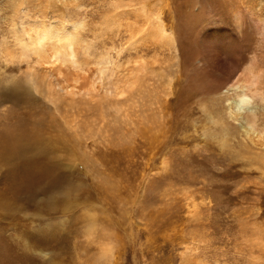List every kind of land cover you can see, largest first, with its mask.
<instances>
[{"label": "rangeland", "instance_id": "1", "mask_svg": "<svg viewBox=\"0 0 264 264\" xmlns=\"http://www.w3.org/2000/svg\"><path fill=\"white\" fill-rule=\"evenodd\" d=\"M155 10L174 46L137 41ZM47 27L75 33L81 62L109 57L110 80L67 94L48 64L8 60ZM206 31L227 45L215 70ZM253 53L264 63V0H0V136L38 133L0 157V264H264V145L223 92ZM133 68L139 88L115 93Z\"/></svg>", "mask_w": 264, "mask_h": 264}, {"label": "bare ground", "instance_id": "2", "mask_svg": "<svg viewBox=\"0 0 264 264\" xmlns=\"http://www.w3.org/2000/svg\"><path fill=\"white\" fill-rule=\"evenodd\" d=\"M140 4H143V3H140ZM144 4H145V2H144ZM18 7H20V6H18ZM141 7L144 9L143 11L146 10V6H141ZM155 11H157V10H155ZM158 12H159V10L157 11V15L154 17L147 16V15L143 16V21H141V22H144L145 25L141 30H139L138 36H136L137 41L140 43V41L143 40L145 36H148V37L152 36V37H155L154 40H156V39L164 40V38L168 39L171 42V44L174 46V40L172 38L173 36L169 35L170 32L169 33L167 32V28H166V25L163 21V17ZM74 27H76V25ZM25 31H27V30H25ZM134 31H135V29H134ZM207 31L204 32V34L202 35V38H201V41H202V43H201V50H202L201 61L204 64L203 66H206V67L209 66V68H210V66H213V69H214V66H215L218 58H220V56L224 52H226L224 48L227 45L224 47V42L220 41V38H222V36L224 37V35L221 36V34L220 35L211 34V32H207ZM34 33H35L34 35L30 34L29 40L27 42L20 40V45L16 49L17 51H14L16 53L8 52V48H6L7 49L6 52L8 53L7 55L9 57L8 60L14 61V60H20L21 58H24V60H25V58L29 59V58L34 57L35 60L37 59L41 63V65L48 64L49 66L44 67V69L50 70L56 74L59 82L62 84V89H64V91L67 94L73 93L74 89L82 90V91H85L86 93L90 92L91 90L93 91V90L98 89L95 87V85H96L95 73L99 74L98 77H99V79L101 78L100 79L101 83H105L106 79L108 81L110 80V77H111L113 69H114V63L112 62V60H110L109 57L105 59L106 56H101L102 55L101 54L100 55L101 58L97 61L95 60L93 65L91 64V62H89L90 64L81 62L78 59V55H77V45H78L77 42L78 41H77L75 33L71 32L70 35L69 34L65 35V33L58 35V33L54 34L51 27H47V28H44L42 30L40 28L39 31H36ZM133 34H135V33H133ZM174 39H175V37H174ZM137 41H136V43H137ZM136 45H138V44H136ZM6 47H8V46L6 45ZM256 54H254L255 56L253 58H251L252 61L250 63H248L249 65H245V68L242 69L243 71L236 74V76H234L235 78L227 84L226 89L223 92L228 93L229 96L232 95L231 98H228V100H229L228 117L230 119H232V121L236 122V124H239V126L242 128V131L244 132V134L247 137H249L250 140H252L251 142L256 143V145H258V144L264 145V129L262 128L259 130L256 127L258 125V118H259L258 116H260V115H258V110H259L258 107H261V105L264 104V63L260 62V60L257 58ZM8 57H6V58H8ZM222 60L224 62L227 61V60H225V58ZM91 65L94 67H91ZM116 66L118 68L120 66V64L117 63ZM120 68H121V66H120ZM219 68H220V66H219ZM221 68H222V66H221ZM231 68H232V66H231ZM231 68L229 66V68L226 69L227 71L225 72L223 69V72H225L226 74H229V76H230L231 75L230 73L233 72V70H235L233 68L231 71ZM144 69H145V67H144ZM134 70H135L134 68L131 69L128 72V75L126 74L127 76H125L124 79L118 78L117 82L112 84L113 87L111 89L116 91L115 93L123 96L125 94V92L127 91V90L125 91L124 88L137 86L135 84H137L141 78H139L138 75L134 73L135 72ZM211 71H212V69H211ZM235 71L236 72H234L232 74L237 73V70H235ZM30 75H31L30 76V83L32 84L33 88L37 91L39 89V87L36 85V83L38 82V79H37L38 77L33 73H31ZM93 76H94V78H93ZM98 77H96V79H98ZM228 79H229V77H228ZM228 81H230V80H228ZM19 86H17V87H19ZM45 87H46V85L44 86V89H47V87L46 88ZM110 87H111V85H110ZM137 87L139 88V86H137ZM134 89L136 90L137 88L134 87ZM17 92H19V91H17ZM38 92H41V89H39ZM115 93H113V94H115ZM17 94H19V93H17ZM116 96H118V95H116ZM21 99H24V98H21ZM253 99L256 100L255 104H253L254 102L251 103V101ZM17 100H20V99H17ZM17 100L14 99V101H17ZM11 101H13V100H11ZM259 104H260V106H258ZM261 111L263 112L262 109H261ZM259 112H260V110H259ZM261 118H262V116H261ZM63 119H65V118H63ZM65 121H64V124L66 126L67 125L70 126L69 123L65 122ZM69 122L74 124V119L69 121ZM261 122H259V124ZM260 126H259V128H260ZM6 131H7V129H6ZM26 133H34V135L32 137L31 136L25 137L24 134H26ZM1 136H0V157L4 156L7 158L9 156H11V154H13L15 151H19L20 153H22L21 151H23L25 153V150L23 148L26 145L25 144L26 139L28 140V145L32 144V142L35 141L34 138H36V140H38V133L35 132L33 130V128H28V126H26L24 123H19L15 127L9 129L7 131V133H5L4 136H2V137ZM29 139L31 140V143H29ZM259 147H261V146H259ZM73 156H74V159H76V154H73ZM16 157L21 158L22 156L18 155ZM17 158H16V161H17ZM33 166H34V164H33ZM32 171H33V169H32ZM45 172L50 173V170L48 169V171H44L42 173L45 174ZM33 173H35V172L33 171ZM0 200L3 201V199H1V198H0ZM90 229H92V228H90Z\"/></svg>", "mask_w": 264, "mask_h": 264}]
</instances>
